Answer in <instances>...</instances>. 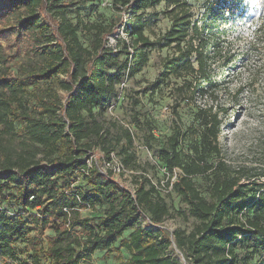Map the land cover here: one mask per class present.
Masks as SVG:
<instances>
[{
	"label": "trees",
	"instance_id": "1",
	"mask_svg": "<svg viewBox=\"0 0 264 264\" xmlns=\"http://www.w3.org/2000/svg\"><path fill=\"white\" fill-rule=\"evenodd\" d=\"M244 1L204 0L195 14L186 0H111L118 17L87 21L78 7L83 0H0L1 15L15 18L10 32L17 46L28 45L26 60L0 71V206L14 209V216L0 212V264H91L96 251L113 255L118 264H179L165 253L172 244L167 232L154 228L169 210L147 177L136 180L132 197L94 166L83 176L84 190L74 187L75 174L87 169L86 153L98 148L108 159L121 139L117 154L132 167L130 131L121 127L113 136L95 109L116 98L117 86L146 66L155 47L171 51L155 86L180 80L174 93L182 98L216 87L213 66L224 70L236 57L224 47L228 23ZM162 2L170 26L152 40L144 14ZM196 110L193 154L185 158L178 150L180 130L160 154L169 173L178 171L171 189L198 222L188 234L175 231L173 243L190 264H237L238 242L260 237L264 253V168L244 166L230 175L221 161L210 164L209 157L220 154L221 122L211 106ZM17 125L24 138L15 144ZM195 176L209 179L210 200ZM98 207V217L80 214ZM249 208L251 216L242 221L238 216ZM143 217L152 225L148 229ZM47 229L52 236L44 237Z\"/></svg>",
	"mask_w": 264,
	"mask_h": 264
},
{
	"label": "rangeland",
	"instance_id": "2",
	"mask_svg": "<svg viewBox=\"0 0 264 264\" xmlns=\"http://www.w3.org/2000/svg\"><path fill=\"white\" fill-rule=\"evenodd\" d=\"M83 1L84 3L78 7H80V15L87 21L97 19L109 21L118 17L111 0ZM186 1L195 14L201 12L204 0ZM164 8L165 3L162 2L145 11L144 19L148 24L145 34L152 40L165 33L170 26L169 19L163 14ZM1 10L0 8V52L3 56L0 59V71L5 68L16 69L18 63L23 62V59L26 60L25 47L28 46L23 41L19 43L20 48L17 46V38L10 32V26L15 23V18L1 15ZM228 27L230 28L226 39L229 48H225L224 45V52L228 49L236 57L224 70L217 69L216 64L213 66V79L216 82L213 90L209 88L206 94L194 98H182L174 93L175 87L181 83L180 80L170 78L159 87L155 86L160 80L161 62L171 52L170 49L157 46L151 51L146 66L134 77L124 80L117 86L116 98L105 107L95 109L98 119L110 129L113 136L121 127L130 131L132 144L128 151L133 157V164L130 168L125 167L128 174H120L115 179L119 185L128 190L135 189L136 180L140 177L145 176L153 183L169 210L164 222L154 228L167 232L172 244L165 253L171 255L179 264H190V261L173 243V234L175 231L188 234L198 222L189 213L188 206L171 189V183L178 171L169 173L161 160V149L169 146V139L173 133L180 130L178 150L185 158L191 156L192 145L199 133L198 122L194 118L196 109L211 106L217 111L221 122L217 140L220 154L211 155L208 162L216 165L217 161H221L230 175H234L233 171L244 166L264 168V2L245 0L243 11L229 21ZM115 37L116 34L109 38L112 47L116 44ZM19 129L20 126L17 125L18 136L15 144L24 138ZM123 144L125 139H121L118 145L113 142L115 145L113 153L119 159L121 157L117 151ZM85 158L95 161L100 166L104 157L99 149L95 148L86 153ZM192 180L202 196L210 200L209 179L206 176H195ZM260 182L264 183V177ZM74 185L80 190L85 189L81 177L75 179ZM0 212L14 216V209L7 204L0 206ZM30 213L38 215L35 210H31ZM102 213L103 208L99 207L95 210L80 211L82 217H98ZM251 214L252 209L249 208L238 217L243 221L245 215L251 216ZM25 218L28 219L27 216ZM142 225L145 229L152 226L146 217H143ZM128 233L129 231L125 232L124 237H127ZM52 234V230L47 229L44 237ZM33 235L35 232H32L30 237ZM259 239L260 237H257L255 241L237 243L235 247L237 264H258L264 257V253L258 248ZM19 247H26V244H19ZM121 251L123 257L127 259L128 253L125 250ZM27 257V254L23 256L28 260ZM89 262L118 264L114 256L106 254L105 251H96ZM42 264L47 263L42 262Z\"/></svg>",
	"mask_w": 264,
	"mask_h": 264
},
{
	"label": "built area",
	"instance_id": "3",
	"mask_svg": "<svg viewBox=\"0 0 264 264\" xmlns=\"http://www.w3.org/2000/svg\"><path fill=\"white\" fill-rule=\"evenodd\" d=\"M120 35L122 38L125 37L124 33L120 32ZM86 163H87V169H84L80 172H77L75 174V179L77 177H81L83 179V176L87 173V170L88 168H91V167H96L97 170L99 171L100 174L106 176L107 178L115 181L116 183L117 180L115 179L116 176L120 175V174H123V173H127L128 174V171L126 170L123 162L121 161V159H119L113 152L110 153L109 155V158H103L102 159V162H101V165L98 166L97 163L92 160H86ZM119 184V183H118ZM153 184V183H152ZM123 190H125L126 192H128L132 197H134V193H135V189L133 190H128V189H124L121 185H119ZM136 188V184H135V187ZM150 221L148 220V223ZM151 224V223H150Z\"/></svg>",
	"mask_w": 264,
	"mask_h": 264
},
{
	"label": "clouds",
	"instance_id": "4",
	"mask_svg": "<svg viewBox=\"0 0 264 264\" xmlns=\"http://www.w3.org/2000/svg\"><path fill=\"white\" fill-rule=\"evenodd\" d=\"M262 2H264V0H262ZM249 27H251V25ZM246 34H247V32H246Z\"/></svg>",
	"mask_w": 264,
	"mask_h": 264
}]
</instances>
